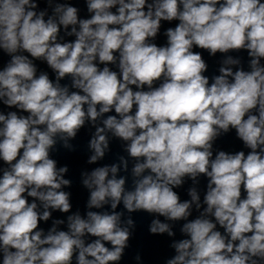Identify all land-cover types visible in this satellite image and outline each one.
Here are the masks:
<instances>
[{"label": "clouds", "instance_id": "clouds-1", "mask_svg": "<svg viewBox=\"0 0 264 264\" xmlns=\"http://www.w3.org/2000/svg\"><path fill=\"white\" fill-rule=\"evenodd\" d=\"M85 5L81 17L69 0H0V104L15 109L0 110V264H121L138 212L154 217L150 234L171 238L163 264H264V0ZM194 48L223 55L219 74L205 75ZM241 51L247 69L230 54ZM86 126L87 164L113 138L126 155L81 171V214L65 190L69 167L51 154L75 151ZM232 130L247 154L214 148ZM187 180L181 200L174 189Z\"/></svg>", "mask_w": 264, "mask_h": 264}]
</instances>
